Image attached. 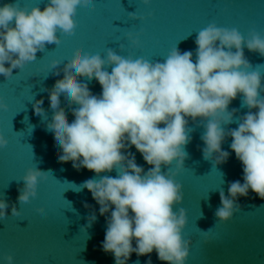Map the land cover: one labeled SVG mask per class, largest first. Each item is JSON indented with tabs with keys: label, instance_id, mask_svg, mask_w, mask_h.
Segmentation results:
<instances>
[{
	"label": "clouds",
	"instance_id": "obj_1",
	"mask_svg": "<svg viewBox=\"0 0 264 264\" xmlns=\"http://www.w3.org/2000/svg\"><path fill=\"white\" fill-rule=\"evenodd\" d=\"M141 2L149 7L151 0ZM93 3L48 0L43 10L39 6L29 10L11 0L0 6V76L11 79L14 69L34 62L36 53L44 52L46 45H59L57 33L74 35L77 9ZM129 18L144 21L135 12L129 13ZM128 40L133 47H140L138 37L129 34ZM195 44V61L192 51L181 52L177 47L162 62L124 57L111 48L104 57L76 49L62 69L59 60L50 65L56 70L54 75L63 73L51 89L43 90L49 94L53 111L50 122L45 120L44 100L33 103L35 114L54 134L59 160L71 162L77 171L87 169L96 174L80 185V191L87 189L99 205V214L106 217L102 249L114 256L115 264H127L133 253L150 256L153 251L166 264H186L192 242L182 235L188 217L180 207L184 193L177 177L189 159L186 147L193 131L189 118L193 123L199 121L197 126L204 129V160L216 169L226 163L229 152L221 146L230 137V148L242 164L243 183L231 182L227 196L220 190L221 206L214 214L217 221L226 223L240 212L238 198H246L249 191L264 200V65L254 67L244 55L247 48L264 57V34L253 29L245 38L236 28L210 23L197 32ZM120 47L123 50V45ZM82 79L88 83L95 79L101 93L94 95ZM62 94L71 110V121L60 107ZM238 96L240 107L248 109L242 116L237 115L238 109L229 111ZM0 109L7 111V105L0 102ZM232 123L238 127L226 131L225 126ZM7 144L0 135V148ZM131 147L150 166L147 171L136 163L135 155L128 151ZM114 170L115 177L101 175ZM49 173L28 168L19 180L23 187L18 188V203L36 198L39 183L46 181ZM9 206L0 199V220L7 218ZM36 211L41 215L45 212L44 208ZM20 215L12 204L11 216ZM87 219V228H91L96 212L93 210ZM202 233L207 236V231ZM3 259L13 264L11 255ZM147 264H152L150 259Z\"/></svg>",
	"mask_w": 264,
	"mask_h": 264
},
{
	"label": "water",
	"instance_id": "obj_2",
	"mask_svg": "<svg viewBox=\"0 0 264 264\" xmlns=\"http://www.w3.org/2000/svg\"><path fill=\"white\" fill-rule=\"evenodd\" d=\"M9 2L0 0V6ZM18 3L29 10L36 6L43 10L48 0H18ZM133 12L143 16L144 21L131 20L129 13ZM74 19L77 22L74 35L57 33L59 45H46L44 52L36 53L34 62L21 70L14 69L11 79L0 76V102L7 105V111L0 109V135L8 141L6 147L0 148V199L10 205L7 218L0 220V264H7L3 259L6 255L13 256V264H115L114 256L102 249L106 217L99 214V205L91 193L87 189L80 191V185L96 174L87 169L77 171L71 162L59 160L60 149L54 134L47 131L46 122L33 109L35 100L43 99L45 120L51 121L49 94L43 90L51 89L56 80L63 78L62 72L59 76L53 74L56 70L50 68L52 61H61L59 68L62 69L76 49L84 48L92 55L104 57L111 48L124 57L162 62L174 47L181 52L192 51L195 61L197 32L210 23L236 28L245 38L253 29L264 34V0H151L149 7L141 0H94L89 8H78ZM129 34L139 38L140 47L131 45ZM244 55L254 67L264 65V57L247 48ZM261 72L264 77V68ZM81 82L88 83L83 79ZM88 86L94 95L102 91L95 79ZM60 101V107L71 121L72 113L63 94ZM240 104L238 96L229 105V111L235 108L239 110L238 116L246 114L248 109L241 108ZM198 123L189 118V127L193 129L191 143L186 147L189 159L177 177L184 193L180 207L188 217L182 235L192 242L186 264H264V200L249 191L246 198H238L240 212L234 213L226 223L217 221L214 214L221 206L220 190L227 196L231 182L243 183V168L230 148V137L221 146L229 152L226 163L216 169L204 160L201 151L204 129ZM237 127L232 123L225 129ZM128 151L135 155L139 166L145 171L149 169L135 147ZM35 167L52 173L39 183L36 198L19 204L18 188L23 187V181L19 180L28 168ZM162 171H166L163 166ZM101 175L115 177L116 171ZM12 204L21 213L19 217L11 216ZM38 208H44V215L36 211ZM93 210L97 220L87 228V218ZM202 231H207V236ZM149 259L152 264H166L158 259L155 251L150 256L138 257L133 253L127 264H137V261L147 264Z\"/></svg>",
	"mask_w": 264,
	"mask_h": 264
}]
</instances>
